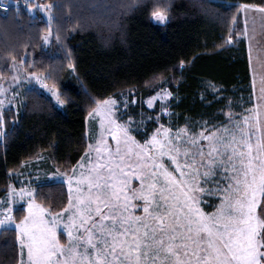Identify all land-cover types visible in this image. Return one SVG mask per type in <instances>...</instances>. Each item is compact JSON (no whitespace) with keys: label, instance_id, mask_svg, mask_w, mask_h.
Here are the masks:
<instances>
[{"label":"snow or ice","instance_id":"6c2138e0","mask_svg":"<svg viewBox=\"0 0 264 264\" xmlns=\"http://www.w3.org/2000/svg\"><path fill=\"white\" fill-rule=\"evenodd\" d=\"M4 3L0 0V8ZM55 6H42L49 11V20ZM128 6H139V0ZM240 8L260 13L264 29V4ZM150 15L158 21L168 19L167 11L158 7ZM236 19L234 15L233 25ZM234 36L248 39L250 60L253 41L264 53L254 27L249 34L247 19L242 32L230 29L227 42L233 43ZM11 59L15 62L16 57ZM10 67L15 69L16 64ZM164 71L171 70H161L153 79H164ZM31 77L41 80L31 72L24 79ZM3 79L0 73V136L7 135L3 107L16 98L6 97L10 89ZM20 79L13 75L9 83ZM52 94L65 104L59 91ZM156 96L149 98L150 105ZM93 102L88 115L100 117V133L71 174L63 173L68 183L65 206L53 212L35 201L34 190L9 187L14 197H28L25 215L15 223V236L11 241L5 238V246L15 253L10 264H264V122L258 112L242 122L233 121L229 113L230 127L202 126L196 131L185 125L173 131L160 125L140 142L131 134L133 118L127 122L116 118L120 103L127 110L126 98L118 102L109 96ZM204 195L219 200L211 213L201 207ZM14 220L11 207L3 209L0 234ZM58 230L66 234L63 243Z\"/></svg>","mask_w":264,"mask_h":264},{"label":"trees","instance_id":"16d2710c","mask_svg":"<svg viewBox=\"0 0 264 264\" xmlns=\"http://www.w3.org/2000/svg\"><path fill=\"white\" fill-rule=\"evenodd\" d=\"M38 2L56 5L51 20L49 13L22 4L0 11V73L6 78L10 66L21 63L25 71L54 85L65 104L59 106L38 86L29 85L22 89L18 109H3L7 135L0 136V198L12 182L11 173L41 154H47L55 168L71 171L87 147L85 118L94 99L123 93L141 101L164 85L172 95L162 123L194 129L230 125L229 113L234 121L253 105L244 38L234 36L230 44L227 36L233 27L243 31L241 4L264 0H139L133 7L128 6L132 0ZM157 7L168 13L164 24L152 20ZM167 69L171 71L163 72L164 79H153ZM147 124L142 132H134L136 139L142 140L155 126ZM34 196L53 212L68 200L60 181L36 184ZM24 213L21 204L12 210L15 221ZM14 236L13 227L0 234L2 264L13 260L14 250L5 246V238L11 241Z\"/></svg>","mask_w":264,"mask_h":264},{"label":"rangeland","instance_id":"374dc122","mask_svg":"<svg viewBox=\"0 0 264 264\" xmlns=\"http://www.w3.org/2000/svg\"><path fill=\"white\" fill-rule=\"evenodd\" d=\"M36 1L38 2V0ZM31 5H36V7L30 8L28 6L27 8L30 11L34 10L35 8H38L43 14H46L48 16L49 11L42 7L45 4L38 2L37 4L33 3ZM152 20L159 24H164L166 22V20L158 21L157 19L153 17H152ZM45 36H47V40H48L49 32H47ZM247 42H248V47H249V41ZM253 44H254V41H253ZM256 51H257L256 46L253 45L252 52H251V60H250V53H249V48H248L250 71H251L250 75H251V83H252V90H253V97H254L253 105L246 111V114L242 115L240 118L234 119V121L242 122L244 117L255 118L258 112L259 119L262 122H264V92H262V89H264V79H262L264 78V69H262L261 67V61L264 60V53H260V52L257 53ZM15 64H16V68L15 69L12 68V73L8 77H6V79H3L2 82L5 88L10 89V91L6 93V97H11L13 94H16V98L11 103V105L6 103L3 109L9 106L15 109H18L21 103V99H22V89L29 85L38 86L43 92L50 95V97H52V99H54L58 103V101L55 99V97L52 94L53 91H57L56 88H52V86H49L45 82L42 75L35 73L37 76L41 77V80L43 81V83L41 82V80L35 79V77H31L25 80L24 77L27 76L29 72L23 69L21 63H15ZM13 75H18L21 78L20 81L17 82V84L9 83ZM45 84H47L48 87H45ZM50 88H52V90H50ZM162 91L169 92L167 87L162 85L159 87V90L156 91L153 95L148 96L141 101H137V98H135L134 96L130 97L128 96V94L127 95L123 94V97L121 95L113 96L118 102H121L122 99L124 98L127 99L128 101L127 110L124 111V107H125L124 103H120V108L118 109V111L120 112V115L117 116L116 118L120 122H127L128 117L130 116L133 118L134 123L130 125V129H134L131 132L133 136H134L135 131L139 130L142 132L143 130H145V128L150 124V123L147 124L148 122L155 123V126L154 125L152 126V129L146 134V136H144L142 140L136 139L137 141L143 142L145 139H148L151 136V134L154 132V130L158 128L160 125H164L170 129H173V131H175V129L178 128V127H170L162 123V120L160 119L163 115L164 116L168 115L167 112H163L161 109L166 108V102L171 96V95L164 96L163 98H161V96H156L158 92H162ZM152 96H156V99L150 105L148 103V100ZM58 105L60 106L61 104L58 103ZM158 113H159V119L157 120L155 118ZM223 125H227V124H223ZM227 126L230 127L231 125H227ZM85 127H86V136L88 139V143H87V146H88L89 143H94L95 137H97L100 133V117L96 115H93L90 117L87 114L85 118ZM194 130L198 131L199 129H194ZM84 152L81 155V157L84 156ZM81 157L79 158V160H81ZM165 163H168V161L165 160ZM63 173H65V171H61L53 166L51 159L47 154H41L39 157H37L33 161L24 163L22 169L11 173L12 182H10L9 187L11 186V188L14 190H19L21 188H24L26 189V192H27V191H33L35 185L38 183H42L45 181H60V182L65 183V186L67 188V194H68V183ZM69 174H71V171L69 172ZM136 183H137L136 181H133L134 186ZM27 198L28 197L26 196L25 199L21 200L18 195L14 197L12 193L9 192V188H8V191L0 198V216L3 215V209L11 207V211H12L14 207L20 204L23 206L24 211H25ZM203 200H204V203L201 204V207L208 213L213 212L215 209V206L219 204V200L213 198L210 195H204ZM208 205H211V209L209 210L206 209V206ZM136 214H139V213L137 212ZM17 222L19 221L14 220L13 222H11L13 228H15V223ZM1 227L3 226H0V228ZM58 235L62 243L66 241L67 239L66 234H62V230H58ZM62 238H63V241H62Z\"/></svg>","mask_w":264,"mask_h":264},{"label":"crops","instance_id":"0c3cea01","mask_svg":"<svg viewBox=\"0 0 264 264\" xmlns=\"http://www.w3.org/2000/svg\"><path fill=\"white\" fill-rule=\"evenodd\" d=\"M249 5H252V4H249ZM240 13H241V18H242L243 30L245 27V20L247 19L249 34H251L252 29L254 27L255 31H256L255 40L260 41L261 46H264V29H262V23H261V19H260L261 14L256 12L253 9H249V10L245 11L244 9H241V8H240ZM253 20H255V24H253ZM243 38L245 41L248 64H249V69H250V61H249V55H248V48L249 47H248V42H247L248 39L246 37H243ZM253 45L256 46V49H257V45H256L255 41H254ZM256 52L259 53L258 51H256Z\"/></svg>","mask_w":264,"mask_h":264},{"label":"built area","instance_id":"2783aa9c","mask_svg":"<svg viewBox=\"0 0 264 264\" xmlns=\"http://www.w3.org/2000/svg\"><path fill=\"white\" fill-rule=\"evenodd\" d=\"M12 3L29 6V5H31L33 3L37 4L38 2L36 0H15ZM12 3L8 2V0H5L4 7L0 8V11L7 10Z\"/></svg>","mask_w":264,"mask_h":264}]
</instances>
